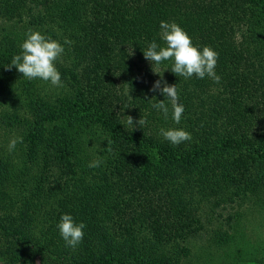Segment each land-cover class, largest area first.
Listing matches in <instances>:
<instances>
[{
  "label": "trees",
  "instance_id": "1",
  "mask_svg": "<svg viewBox=\"0 0 264 264\" xmlns=\"http://www.w3.org/2000/svg\"><path fill=\"white\" fill-rule=\"evenodd\" d=\"M161 21L219 54V83L154 65L177 85L179 124L170 104L167 120L152 108L165 97L143 51L163 46ZM29 28L72 41L56 62L64 86L47 96L5 68ZM126 115L147 124L132 131ZM1 123L0 264H182L200 202L264 193V0H0ZM161 128L192 140L174 146ZM62 214L86 224L75 249Z\"/></svg>",
  "mask_w": 264,
  "mask_h": 264
},
{
  "label": "clouds",
  "instance_id": "2",
  "mask_svg": "<svg viewBox=\"0 0 264 264\" xmlns=\"http://www.w3.org/2000/svg\"><path fill=\"white\" fill-rule=\"evenodd\" d=\"M160 39L163 46L155 40L150 42L143 51L144 58L151 62L152 70L159 75L160 79L153 84L151 91H159L165 97L164 100H157L153 97L151 100L156 102L152 108L163 114L165 120L169 118V104L171 105V119L179 124L185 111L184 105L180 103V96L177 85H169L163 78V72L154 70V65L159 66L163 62L172 61L171 72L178 77L190 79L195 76L198 79L210 78L215 83H219L221 77L216 73L219 54L209 46L199 49L192 43L187 32L175 22H160ZM25 39L20 44V53L12 57L10 63L5 68L11 70L13 67L29 81L42 80L56 87H63L61 73L56 67V62L60 60L65 49L64 44L70 45L72 41L65 38L63 44L53 39L51 36L42 34L38 30L29 28L25 33ZM132 54V51L129 55ZM130 95V94H129ZM167 101V102H166ZM129 108L127 106L124 109ZM123 112V111H122ZM121 119L132 129L136 126L142 128L147 124L146 117H140L139 120H133L131 116H123ZM160 135L164 140L174 146L191 141L192 135L188 131L180 128H161ZM18 143H23V137L14 136L8 144L9 152L16 149ZM103 161L97 159L91 162L90 168L99 167ZM59 234L65 241L66 247L75 249L82 243L86 228L83 222L76 223L70 214H62L57 224Z\"/></svg>",
  "mask_w": 264,
  "mask_h": 264
},
{
  "label": "rangeland",
  "instance_id": "3",
  "mask_svg": "<svg viewBox=\"0 0 264 264\" xmlns=\"http://www.w3.org/2000/svg\"><path fill=\"white\" fill-rule=\"evenodd\" d=\"M39 84L38 92L46 95L48 82ZM224 197L218 194L198 205L202 227L186 243L190 253L182 258V264H264V193L232 198V201ZM218 234L222 246L216 243Z\"/></svg>",
  "mask_w": 264,
  "mask_h": 264
}]
</instances>
